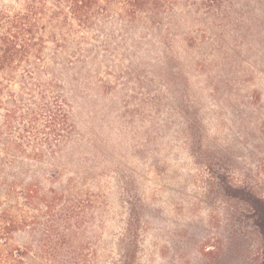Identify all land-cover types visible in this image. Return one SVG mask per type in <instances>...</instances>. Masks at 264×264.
I'll use <instances>...</instances> for the list:
<instances>
[{
	"label": "rangeland",
	"instance_id": "obj_1",
	"mask_svg": "<svg viewBox=\"0 0 264 264\" xmlns=\"http://www.w3.org/2000/svg\"><path fill=\"white\" fill-rule=\"evenodd\" d=\"M121 13L46 26L6 92L15 192L0 199L23 225L6 249L22 264H264V0Z\"/></svg>",
	"mask_w": 264,
	"mask_h": 264
},
{
	"label": "trees",
	"instance_id": "obj_2",
	"mask_svg": "<svg viewBox=\"0 0 264 264\" xmlns=\"http://www.w3.org/2000/svg\"><path fill=\"white\" fill-rule=\"evenodd\" d=\"M17 8L0 9V108L5 109L6 92L12 84L23 82L27 75L22 70L33 66V60L39 57L41 41L40 32L46 26L54 28L63 20L72 19L81 26H86L99 15L112 10H119L121 16L136 19L142 12L156 8L160 0H20ZM55 37L56 33H52ZM52 37V38H53ZM6 110V109H5ZM16 110L4 115L8 127L16 117ZM14 186L0 175V193L12 196ZM11 210L2 209L0 199V264L13 259L14 264H22V253L6 249L10 236L21 228L20 222ZM262 235L264 242V217L262 218Z\"/></svg>",
	"mask_w": 264,
	"mask_h": 264
}]
</instances>
